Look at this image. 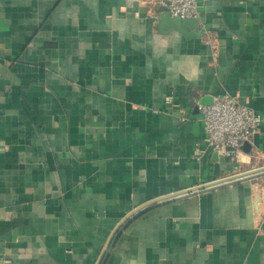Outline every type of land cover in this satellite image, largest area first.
<instances>
[{
	"label": "crops",
	"instance_id": "1",
	"mask_svg": "<svg viewBox=\"0 0 264 264\" xmlns=\"http://www.w3.org/2000/svg\"><path fill=\"white\" fill-rule=\"evenodd\" d=\"M199 12L184 35L147 0H0V264H96L131 211L237 175L204 98L261 115L238 172L264 167V0ZM105 264H264V176L157 203Z\"/></svg>",
	"mask_w": 264,
	"mask_h": 264
},
{
	"label": "built area",
	"instance_id": "2",
	"mask_svg": "<svg viewBox=\"0 0 264 264\" xmlns=\"http://www.w3.org/2000/svg\"><path fill=\"white\" fill-rule=\"evenodd\" d=\"M153 8L168 12L172 17L197 18L200 17L199 6L204 0H147ZM202 127L204 142L210 150L223 156L234 164L238 172L244 163L243 145L251 143L254 135L259 131L263 119L252 108L242 104L238 97L223 94L214 96L209 105H201ZM197 159H201L202 151L196 150ZM236 174H239V172ZM262 201L259 189L254 191L253 203L258 211V204Z\"/></svg>",
	"mask_w": 264,
	"mask_h": 264
},
{
	"label": "water",
	"instance_id": "3",
	"mask_svg": "<svg viewBox=\"0 0 264 264\" xmlns=\"http://www.w3.org/2000/svg\"><path fill=\"white\" fill-rule=\"evenodd\" d=\"M158 21L161 23L162 27L166 29H174L182 34L185 35L186 32H195L199 31L200 28H198L199 21L197 18H184L180 19L178 17H172L168 12H164L158 16ZM198 29V30H197ZM212 101L211 97L204 98L200 103L204 105H209ZM264 176V167L258 168L255 170H250L241 174L232 175L226 178H222L221 180L217 182H213L210 184H206L203 186H200L196 189H190L183 192H179L170 196H165L163 198H160L158 200H153L152 202H148L146 204H143L142 206L136 208L135 210L131 211L123 220H121L114 231L112 232L110 238L108 239L103 251L101 252L97 263L96 264H105L109 252L113 248L114 244L116 243L117 239L119 238L121 232L124 230V228L136 217H138L140 214H142L144 211L152 208L157 203H163V202H170L177 200L182 197H188L195 195L199 192H204L213 188H217L226 184L231 183H237L241 181H247L251 180L253 178Z\"/></svg>",
	"mask_w": 264,
	"mask_h": 264
}]
</instances>
